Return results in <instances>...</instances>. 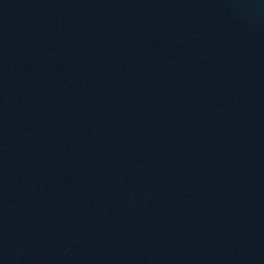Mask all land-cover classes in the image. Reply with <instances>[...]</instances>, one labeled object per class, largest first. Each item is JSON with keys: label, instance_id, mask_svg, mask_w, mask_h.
I'll list each match as a JSON object with an SVG mask.
<instances>
[{"label": "water", "instance_id": "95a60500", "mask_svg": "<svg viewBox=\"0 0 264 264\" xmlns=\"http://www.w3.org/2000/svg\"><path fill=\"white\" fill-rule=\"evenodd\" d=\"M0 264H264V0H0Z\"/></svg>", "mask_w": 264, "mask_h": 264}]
</instances>
